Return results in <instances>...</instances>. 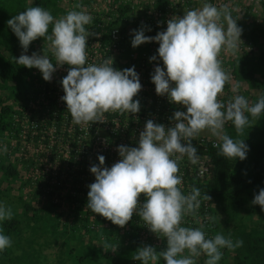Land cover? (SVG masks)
I'll use <instances>...</instances> for the list:
<instances>
[{
	"label": "clouds",
	"instance_id": "1",
	"mask_svg": "<svg viewBox=\"0 0 264 264\" xmlns=\"http://www.w3.org/2000/svg\"><path fill=\"white\" fill-rule=\"evenodd\" d=\"M92 20L83 5L76 3L59 18L54 19L41 6H32L7 21L24 50L16 59L17 64L38 69L46 82L51 81L57 67L69 66L61 81L65 93L61 99L76 125L102 122L110 111H140L139 100H133L142 89L134 66L115 69L111 57L100 64L87 63L91 33L85 26ZM241 35L242 29L229 7L211 3L185 10L182 17H171L166 31L154 37L146 36L144 27L132 33L133 48L153 41L159 44L157 53L164 67H155L151 75L155 92L166 95L170 103L184 106L186 111L174 113L172 127L149 119L139 134L138 146H119L120 160L111 168L104 166L105 157L99 155V164L90 168L95 182L88 186L87 209L121 228L136 214L149 231L166 240V248L159 252L150 245L138 248L133 259L141 264H156L160 258L165 264H197L196 258L202 254L206 256L205 264H218L223 256L221 249L235 251L244 245L243 240L233 241L219 233L206 238L203 225L181 226L185 216L195 215L199 209L201 192L193 187L187 195L183 194L182 174H178L179 162L185 156L193 165L200 162L192 141L206 129L219 141L214 144L219 149L218 156L241 161L247 157L249 149L244 140L231 138L225 125L231 122L237 135H242L251 123L245 113L253 120L264 113V95L255 103L243 95H235L226 103L218 99L232 80L218 57L222 50L235 55L242 44ZM38 38L49 42L57 67L45 54H25ZM150 60H157V56ZM3 151L7 152V147ZM141 195L145 197L143 203ZM203 198L211 199L207 194ZM251 203L264 211V189L254 195ZM12 216L11 208L0 204V222L11 220ZM207 219L216 222L215 217ZM11 245V237L0 231V252Z\"/></svg>",
	"mask_w": 264,
	"mask_h": 264
},
{
	"label": "rangeland",
	"instance_id": "2",
	"mask_svg": "<svg viewBox=\"0 0 264 264\" xmlns=\"http://www.w3.org/2000/svg\"><path fill=\"white\" fill-rule=\"evenodd\" d=\"M263 1L259 0L257 4H252V12L240 13L236 18L232 16L233 19L246 17L249 22L254 23V27L264 32ZM29 2L30 0L26 1L27 4ZM76 3L85 7L84 5L93 3V0H57L54 19L65 15L67 9L72 10ZM51 30L52 26L49 27V34ZM240 38L243 44L239 46L240 50L235 55L228 56L229 65L241 76L250 74L251 82H247L246 79L238 80L236 76L235 79L241 89L251 94L255 103L261 95H264V79L262 78L264 64L257 62L259 52H264V36L252 43L242 36ZM14 43L17 47L15 54L20 56L24 50L18 39ZM47 43L49 42L43 38H38L30 44L25 54L31 56L35 52L49 57L52 53ZM40 51H43L42 54ZM33 69H30L29 75L22 80L24 90L20 89L18 90L20 92L11 95L6 91L9 84L0 89L2 106H8L11 111L16 105L25 104L27 91L33 87L30 75ZM261 117H264L263 113L258 119ZM258 119H251L248 128L254 127ZM6 122L8 130L0 132V167L6 164L11 165L18 171V175L7 178L0 172V204L11 208L12 220L17 223V230L8 235L11 237L12 245L5 249L6 256L0 254V264H17L18 257L25 264H76L77 256L86 257L89 261L85 264H105V255L117 259L119 263L141 264L140 261L133 259L138 248L150 245L156 248L157 252L166 248V240L149 231L136 214L121 228L87 209L85 201L88 200V186L95 182V176L86 169L88 163H92L88 160L90 153L85 152L80 144L70 143L66 151L62 152L61 156H65L60 157L57 174L51 181L48 174L41 176L33 173V167L40 169L39 164H34L28 157L33 153V145L28 144L25 150L15 134L10 142L9 117L6 118ZM1 137H3L2 140ZM94 143L91 140V145ZM4 147H7V152L3 151ZM22 147L23 150L20 151ZM76 147L81 151L79 156ZM41 156L43 157V154ZM49 161L54 163L51 159ZM209 180L210 171L208 177H205L201 183ZM260 189L263 188L240 191L233 198H227L221 203L212 198L206 200L201 193V203L196 214L185 216L181 226L198 228L203 225L206 238H212L219 233L226 238L230 237L233 241H236L234 231L237 229L241 228L244 231L252 227L264 229V211H261L259 205L251 203ZM184 192L182 191L183 194ZM144 201L145 197L141 195L140 203ZM23 204L29 205L28 212L23 210ZM203 204L207 207L205 214ZM224 208L227 212L223 210ZM208 217H215L216 222H210ZM3 222H0V231L6 235L2 226ZM132 243H136V250L131 248ZM221 252L223 256L218 264H248L249 262L248 256L239 248L235 251L225 248L221 249ZM196 259L197 264H205L206 256L202 254ZM156 264H165V262L160 258Z\"/></svg>",
	"mask_w": 264,
	"mask_h": 264
},
{
	"label": "built area",
	"instance_id": "3",
	"mask_svg": "<svg viewBox=\"0 0 264 264\" xmlns=\"http://www.w3.org/2000/svg\"><path fill=\"white\" fill-rule=\"evenodd\" d=\"M258 2L259 0H93L90 5H84L83 8L93 17L92 22L85 26L91 33L87 40V63L100 64L107 57H111L115 69L124 70L134 66L142 89L133 100H139L140 111L136 114L110 111L105 113L102 122L74 124L66 104L61 99L65 94L61 81L67 75L69 66L57 67L51 54L49 58L54 67H57L51 81H44L41 72L34 68L30 74L33 87L27 91V101L22 106L19 104L11 107L9 114L11 131L8 132L10 142L15 134L25 150L31 143L33 153L28 155L29 160L40 166V169L33 167V173L41 176L48 174L51 181L57 174L60 157L65 156H61L62 152L66 151L70 143L73 145V142L80 144L85 152L90 153L88 160L92 163H88L87 170L99 164V155L105 157L104 166L111 168L120 160L117 151L119 146H138L139 134L149 119L165 125L166 128L172 127L175 123L174 113L186 111L184 106L170 103L166 95L156 94L151 75L155 67H164L157 53L159 44L153 41L133 48L131 45L133 31L144 27L145 35L154 37L158 32L166 31L168 19L173 16L182 17L185 10L199 8L204 3H211L217 7L227 5L231 15L236 18L240 13L252 12V4ZM68 11L67 9L66 13ZM240 40L243 44L241 38ZM42 52L40 51L41 54ZM153 55L157 56V60H150ZM229 55L222 50L218 57L222 61V68L232 77L218 99L226 103L235 95H243L253 103L251 94L238 86L232 73L233 68L229 65ZM216 139L207 129L204 130L192 141L197 149V155L201 156L200 162L193 165L186 156L179 162L178 174H182L181 191H185V195L196 185L204 184L201 181L208 177L211 167L208 151L216 148L214 147V144H217ZM91 140L95 142L93 145ZM77 150L79 156L81 151L78 148ZM50 159L54 163H50ZM187 173L193 174L191 181L187 180ZM203 206L205 214L207 207L204 204Z\"/></svg>",
	"mask_w": 264,
	"mask_h": 264
},
{
	"label": "trees",
	"instance_id": "4",
	"mask_svg": "<svg viewBox=\"0 0 264 264\" xmlns=\"http://www.w3.org/2000/svg\"><path fill=\"white\" fill-rule=\"evenodd\" d=\"M0 0V89L7 88L9 94L13 95L18 90L23 89L22 80L26 77L30 69L16 63L19 55L15 54L17 49L15 41L18 39L8 27L7 21L13 16L25 11L28 7L41 6L55 16V4L57 0ZM123 11L121 10L120 13ZM262 15L264 18V1L262 2ZM237 20V26L242 29V37L249 42L256 41L259 37L264 36L262 29L254 27V23L249 22L246 17ZM51 27V25L49 26ZM245 56V55H244ZM257 62L264 64V52L260 51L257 56ZM257 63V64H258ZM234 76L240 79H246L251 82L250 74L241 76L239 72L232 69ZM241 76V77H240ZM264 79V74L262 76ZM7 98V97H6ZM3 100L0 99V132L8 130L6 118L9 117L10 110L8 106H2ZM264 114V113H263ZM248 119L251 120L250 114L245 113ZM227 134L234 140H244L248 146L247 157L243 161L237 159H229L224 156H218V148L208 151L211 159L210 180L204 184H198L195 187L200 189V192L207 194L214 201L221 203L227 198H233L238 192L247 189L263 188L264 189V117L256 120L254 127H246L242 135H237L234 125L229 122L225 128ZM216 142L219 141L216 139ZM0 172L7 178H13L18 175V171L11 165H2ZM193 174L187 173V180L191 181ZM87 206V201H85ZM23 210L28 212L29 205L23 204ZM225 211V208L223 209ZM227 212V211H225ZM229 217V216H228ZM5 234L8 236L17 230V223L14 220H5L2 224ZM234 237L244 241L243 247L239 248L242 253H245L248 258V264H264V229L257 227L249 228L247 231L237 229L234 231ZM133 250L137 249L136 243L131 244ZM6 256V250L0 252ZM105 264H123L117 259L109 255H105ZM17 264H25L21 262V258H16ZM89 260L84 256H77L76 264H85Z\"/></svg>",
	"mask_w": 264,
	"mask_h": 264
}]
</instances>
